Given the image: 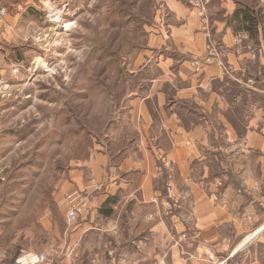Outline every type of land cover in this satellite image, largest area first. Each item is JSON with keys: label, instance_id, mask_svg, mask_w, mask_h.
<instances>
[{"label": "crops", "instance_id": "obj_1", "mask_svg": "<svg viewBox=\"0 0 264 264\" xmlns=\"http://www.w3.org/2000/svg\"><path fill=\"white\" fill-rule=\"evenodd\" d=\"M156 1L116 134L70 170L60 194L101 185L94 211L5 242L12 264L46 250L55 264H214L211 251L224 264H264V0H205L208 32L193 0ZM18 16L0 23V39H14ZM162 158L171 167L160 171Z\"/></svg>", "mask_w": 264, "mask_h": 264}, {"label": "rangeland", "instance_id": "obj_2", "mask_svg": "<svg viewBox=\"0 0 264 264\" xmlns=\"http://www.w3.org/2000/svg\"><path fill=\"white\" fill-rule=\"evenodd\" d=\"M7 4L19 16L14 39H0L2 247L65 220L67 196L80 191L61 199L69 172L116 134L111 124L132 90L129 70L157 1Z\"/></svg>", "mask_w": 264, "mask_h": 264}, {"label": "built area", "instance_id": "obj_3", "mask_svg": "<svg viewBox=\"0 0 264 264\" xmlns=\"http://www.w3.org/2000/svg\"><path fill=\"white\" fill-rule=\"evenodd\" d=\"M8 1H23V0H0V23L4 22L7 17L11 14V9L8 6ZM192 7L197 9L198 15L201 19L202 25L204 30L208 32L209 25H210V16L208 14V9L206 6L205 0H193ZM209 50L212 53L214 51V44L212 41L209 43ZM193 66L196 71L200 72L203 69V64L200 60H194ZM229 69V68H228ZM162 165L160 166L159 170L162 171L164 169H169L171 167V162L166 160V158H162ZM228 179L225 176L221 179L218 183L219 186H223L224 182ZM102 189L101 185H98L93 188V190L88 189L86 191H75L67 196L66 202V215H65V222L68 226L75 225L82 220L88 219L92 212L94 211L93 208V201L92 195L93 192L100 191ZM166 191L168 196L171 200H164L163 204L168 205L170 209L176 208L178 206V200L172 198L173 197V186L171 183L166 185ZM155 202L156 199H153ZM192 236L189 230L183 232L180 236V246L185 247L189 244ZM208 259L213 262L214 264H224L226 259H222L221 261H215L216 254L215 252L211 251L207 253ZM0 264H12L9 260V253L8 250L2 246H0ZM14 264H55L54 254L51 250L41 251V252H34V251H24L21 252Z\"/></svg>", "mask_w": 264, "mask_h": 264}, {"label": "bare ground", "instance_id": "obj_4", "mask_svg": "<svg viewBox=\"0 0 264 264\" xmlns=\"http://www.w3.org/2000/svg\"><path fill=\"white\" fill-rule=\"evenodd\" d=\"M55 21V20H54Z\"/></svg>", "mask_w": 264, "mask_h": 264}]
</instances>
